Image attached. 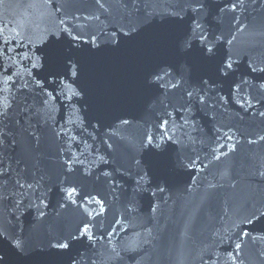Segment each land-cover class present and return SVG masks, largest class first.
<instances>
[{
    "label": "water",
    "instance_id": "95a60500",
    "mask_svg": "<svg viewBox=\"0 0 264 264\" xmlns=\"http://www.w3.org/2000/svg\"><path fill=\"white\" fill-rule=\"evenodd\" d=\"M261 69L264 0H0V264H264Z\"/></svg>",
    "mask_w": 264,
    "mask_h": 264
},
{
    "label": "snow or ice",
    "instance_id": "6c2138e0",
    "mask_svg": "<svg viewBox=\"0 0 264 264\" xmlns=\"http://www.w3.org/2000/svg\"><path fill=\"white\" fill-rule=\"evenodd\" d=\"M207 51H208L209 54L213 53V49L211 47H209ZM39 59L40 58L38 57L35 61H33V67L34 68L37 67V65L39 64ZM228 67L231 68V64H229ZM261 71H264V69H261ZM0 115H3V113H0ZM249 222H251V221H249ZM73 239H74V237H73ZM54 247H58L60 249H65V248L69 247V244L68 243H61V242L58 241L57 244L54 245ZM236 247L240 248L241 245L237 244Z\"/></svg>",
    "mask_w": 264,
    "mask_h": 264
}]
</instances>
